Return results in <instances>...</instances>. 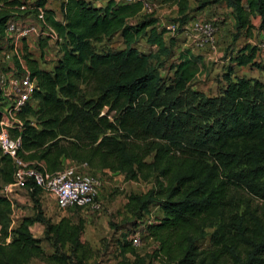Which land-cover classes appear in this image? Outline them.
<instances>
[{"label":"trees","instance_id":"1","mask_svg":"<svg viewBox=\"0 0 264 264\" xmlns=\"http://www.w3.org/2000/svg\"><path fill=\"white\" fill-rule=\"evenodd\" d=\"M95 1L60 0L61 18L44 8V19L57 34L52 68L42 67L23 44L22 57L36 87L34 102L18 113L20 129H14L21 136L20 154L50 172L67 158L85 162L95 173L107 168L125 180L154 179L145 192L128 193L125 207L136 224L158 206L160 213L146 225L145 235L155 245L140 254L124 232L117 241L121 257L116 264H264V83L233 74L229 63L222 92L204 96L190 87L203 65L201 55L184 47L170 64L167 84L160 68L176 40L171 36L167 43L166 28L154 12H143L140 2ZM20 2L0 0V54L8 47V20L35 11L19 10ZM172 2L178 8L174 21L180 24L193 17L210 19L192 15L210 5L231 8L233 41L241 33L250 35L256 15L259 27L264 26V0ZM45 3L33 0L31 5ZM114 35L122 39V48L95 49V42ZM141 36L155 50H139ZM47 40L40 42V58ZM257 51L256 44L245 43L230 60L264 70ZM13 62L24 72L17 57ZM13 173L11 157L0 149V180L12 182ZM26 184L33 195L42 191L32 179ZM236 187L258 199L256 205L246 204L241 211L234 206L230 190ZM11 210L10 198L0 194V264H30L33 259L91 264L93 249L81 239L82 218L63 216L52 222L38 210L11 227ZM35 221L45 224L52 252L32 233ZM207 228H212L209 246L201 248Z\"/></svg>","mask_w":264,"mask_h":264},{"label":"rangeland","instance_id":"2","mask_svg":"<svg viewBox=\"0 0 264 264\" xmlns=\"http://www.w3.org/2000/svg\"><path fill=\"white\" fill-rule=\"evenodd\" d=\"M33 1V0H32ZM56 0H50L48 3ZM106 0H96L94 3L104 4ZM153 3L152 12L158 17L160 26L164 27V24L174 21V18L178 16L177 5L172 0H151ZM57 4V3H56ZM58 15H59V10ZM143 12H148L143 10ZM194 16V13L192 14ZM223 15V18L221 17ZM27 21L36 23L34 15L31 13L27 15ZM227 11H221L217 19L214 20L216 30V49L221 50L222 47L235 48V43H230L229 39L223 38L221 41V35L219 37L220 26H224L222 31L224 37L233 34L227 22ZM173 36L176 42L171 47L172 54L168 57H164V64L161 66L160 71L167 84L169 83V76L172 74L170 70V64L178 57V52L181 48L191 47L193 52L201 55L202 69L192 80L191 89L202 93L204 96H217L219 95L225 84L223 73L226 71L229 65L228 58H225V54L213 55L211 58L207 56L208 48H199L192 46L190 38L181 29L169 32L165 34V39L169 43V38ZM41 38V37H40ZM44 39V38H41ZM144 36H141L136 43V46L141 51H153L155 46L149 45ZM42 41V40H41ZM230 44V45H229ZM95 49L97 51L115 50L124 46L122 39L118 35L109 36L104 38L101 42H95ZM22 55L24 54L23 44L21 45ZM208 49V50H204ZM32 55L35 58H39L40 65L44 68H52L53 62L58 56V51L54 41L48 42L43 50V57L40 58L41 47L34 43L31 47ZM264 52V51H262ZM21 55V57H22ZM261 59V55L259 57ZM22 60L25 64L24 58ZM263 61V60H262ZM26 65V64H25ZM15 67V68H14ZM17 69V70H16ZM20 68H17L13 60L5 58L0 54V78H3L8 82L10 73L16 71L21 73ZM245 72V71H244ZM166 84V83H165ZM2 102V101H1ZM2 106V105H1ZM1 109V107H0ZM76 163L71 160H64L63 165H69ZM101 181L100 200L101 207L98 210H87L81 208H74L67 211H60L54 198H52L47 192L39 190L35 195L32 194L33 187H28L27 184L6 187L7 183H3L0 180V194L8 196L12 201V210L9 215V225L14 227L20 221L23 216H34L38 210H41L45 217L50 221L56 222L61 217L67 216L72 220L82 218L84 221V228L81 234L82 241L88 242L93 249V256L90 259L91 264H116L121 255L116 249L117 241L123 238L124 232H129L133 229L132 216L130 211L125 207L127 202V194L130 192L140 193L145 192L154 184V179L149 180H125L123 176L116 174L108 175L107 172L100 170L96 171ZM232 201L234 206H240V211L246 204L255 206L258 199L254 198L246 190L242 188H232L230 190ZM153 214L157 215L158 206L153 207ZM155 217V216H154ZM31 231L35 236L41 238V245L43 248L52 252L55 250L54 245L45 238V224L41 221H35L30 225ZM212 228H207L206 238L200 240L199 245L201 248L209 246V234ZM155 245L154 239L151 236H143L140 245L136 250L143 254L153 249ZM68 247H65L67 249ZM132 257L131 254H128ZM30 264H48L42 260L33 259ZM153 264H163L159 260H154Z\"/></svg>","mask_w":264,"mask_h":264},{"label":"built area","instance_id":"3","mask_svg":"<svg viewBox=\"0 0 264 264\" xmlns=\"http://www.w3.org/2000/svg\"><path fill=\"white\" fill-rule=\"evenodd\" d=\"M121 1L127 3L140 2L143 10L153 11L151 0ZM31 2L32 0H21L16 7L22 11L35 10L32 14L36 23L27 21L24 17H17L8 20L5 28L9 40L8 47L2 51V55L9 60L17 57L22 69H24V72L21 73L12 71L8 82L0 78V149L9 154L14 165L13 181L7 183L6 187L23 185L28 179H32L42 191L54 198L60 211L74 208L98 210L101 207V181L99 176L85 162L63 165L60 169L50 172L25 160L19 151L21 136L19 133L14 134V129H20L21 125L18 113L27 103L32 104L34 102L32 94L36 87V79L30 77L27 66L22 60L21 45L23 40L32 34L41 38H48L54 42L57 37L56 31L44 19V7L31 5ZM164 27L166 32H173L180 28L190 38V44L196 48H208L212 52L217 50V28L211 19L193 17L184 24H180L176 20L164 24ZM256 45L258 46L256 59L260 60L259 57L264 50V31ZM154 216L155 214L151 210L141 221L133 225L134 228L131 231L126 232L125 240H128L131 246L135 248L140 245L142 237L148 234L146 225L153 221ZM115 247L120 252L118 243Z\"/></svg>","mask_w":264,"mask_h":264},{"label":"crops","instance_id":"4","mask_svg":"<svg viewBox=\"0 0 264 264\" xmlns=\"http://www.w3.org/2000/svg\"><path fill=\"white\" fill-rule=\"evenodd\" d=\"M48 1H50V0H46L44 8L46 7V8L52 9L55 12V16L57 18H61L60 0L53 1V2H51V4L48 3ZM57 9L59 10V15H58ZM224 10L227 11V20H228L227 21L228 22L227 25H229L230 28L232 29V31L234 32V30H235L234 29V22H235L234 16L231 13V8H228L224 4H216V5L207 6L204 9H201L199 11H195L194 15L195 16L196 15L197 16H206V17H209L210 19L215 20V19L218 18V16L220 15L221 11H224ZM221 17L223 18V15H221ZM252 22L254 24V27L251 29L250 35L249 36H245L243 33H241L240 36L234 41L232 40V34H230L229 37L227 35L224 37L225 34H223V32H222L224 30V26L221 25L220 26V31H219V37L221 35V41L223 40V38L227 37L229 39L230 43H235L236 44V47L234 48L235 50H232V49L229 48V47H232V46H229L228 48L227 47H222L221 50H219V51H217V50L213 51V52L212 51H208L207 52V56L211 58L213 55H215V57H217L218 55H222V53H223V54H225V58H228L229 63H231L233 65V70H234L233 74L244 75V76H247V77H255V78L260 79L264 83V70L259 69V68L255 67V66H250L248 64L247 65H237V64H235L234 61L230 60V58L236 53V51L239 49V47H242L245 43H249L251 45H255V44L258 43L259 39L261 38L262 32L264 31V26L262 28L259 27L260 16L256 15V16L252 17ZM166 33H169V32H165V34ZM41 40H43V39H41L40 37H38L35 34H32L28 38L23 40V44L25 43L26 46H27V49L29 51H31L32 45L34 43H36L37 45H40ZM48 42H51V40H47V43ZM44 48H43V50H44ZM31 53H32V51H31ZM39 55H41V52H40ZM260 61L264 62V52H261ZM201 69H202V67H201ZM66 160H70V159L66 158ZM63 163H64V161H63ZM103 172H107V176L108 175H114V174L116 176V174H118V173H119V175L123 176L122 173L117 172V171H111V170H109L107 168L103 169ZM101 188H103V187L101 186ZM157 213H160L159 209H157Z\"/></svg>","mask_w":264,"mask_h":264}]
</instances>
